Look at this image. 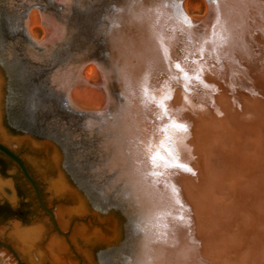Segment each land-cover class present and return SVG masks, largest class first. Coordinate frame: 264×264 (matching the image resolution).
<instances>
[{"label":"water","instance_id":"95a60500","mask_svg":"<svg viewBox=\"0 0 264 264\" xmlns=\"http://www.w3.org/2000/svg\"><path fill=\"white\" fill-rule=\"evenodd\" d=\"M203 1L0 0V264H264V0Z\"/></svg>","mask_w":264,"mask_h":264},{"label":"snow or ice","instance_id":"6c2138e0","mask_svg":"<svg viewBox=\"0 0 264 264\" xmlns=\"http://www.w3.org/2000/svg\"><path fill=\"white\" fill-rule=\"evenodd\" d=\"M215 27L216 26L214 25L213 28H215ZM215 35L216 34L214 33V36ZM217 38L222 43H226L227 42V38L224 37V36H218ZM213 42H215V41H213ZM165 56H167V53H165ZM175 67L177 69H181V65L179 63H177L175 65ZM172 128L176 131V133L178 135H183V137L185 139H187V138L190 137V134H191L190 133L191 125L189 123H187V122H174V123H172ZM184 150L185 151H190V150H188L186 148ZM152 162L155 164V158H153V161ZM173 167L178 168V169H180V170H182L184 172L192 173V169L187 164H184V163H177V164L173 165ZM192 174L194 175L195 173H192ZM170 175L171 174H169V176ZM169 187L171 188V191H172L173 195H177L178 194V190L176 189V187L174 185H169ZM177 203H179V200H177Z\"/></svg>","mask_w":264,"mask_h":264},{"label":"rangeland","instance_id":"374dc122","mask_svg":"<svg viewBox=\"0 0 264 264\" xmlns=\"http://www.w3.org/2000/svg\"><path fill=\"white\" fill-rule=\"evenodd\" d=\"M185 9L189 16H202L206 10V4L203 0H185ZM31 34L36 41H39L44 35V30L42 27H37L35 32Z\"/></svg>","mask_w":264,"mask_h":264},{"label":"bare ground","instance_id":"6f19581e","mask_svg":"<svg viewBox=\"0 0 264 264\" xmlns=\"http://www.w3.org/2000/svg\"><path fill=\"white\" fill-rule=\"evenodd\" d=\"M186 1H187V0H186ZM184 7H185V4H184ZM185 11H186V9H185ZM186 13H187L188 17H190L187 11H186ZM192 16H193V15H192ZM37 27H41V26L36 25V26L31 27V33H34V32H35V29H36ZM90 72H91V67H87V68H86V73H87V74H90Z\"/></svg>","mask_w":264,"mask_h":264},{"label":"flooded vegetation","instance_id":"af4514ba","mask_svg":"<svg viewBox=\"0 0 264 264\" xmlns=\"http://www.w3.org/2000/svg\"><path fill=\"white\" fill-rule=\"evenodd\" d=\"M1 154V153H0ZM3 155V154H2ZM6 157V156H5ZM9 159V158H8ZM18 170V169H17Z\"/></svg>","mask_w":264,"mask_h":264}]
</instances>
